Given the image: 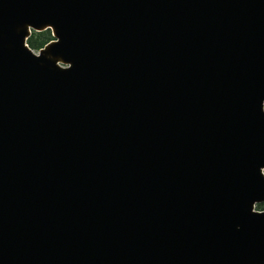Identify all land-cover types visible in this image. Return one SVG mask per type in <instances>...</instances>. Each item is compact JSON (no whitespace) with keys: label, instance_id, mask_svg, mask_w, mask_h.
Returning <instances> with one entry per match:
<instances>
[{"label":"water","instance_id":"obj_1","mask_svg":"<svg viewBox=\"0 0 264 264\" xmlns=\"http://www.w3.org/2000/svg\"><path fill=\"white\" fill-rule=\"evenodd\" d=\"M262 167L264 0H0V264H264Z\"/></svg>","mask_w":264,"mask_h":264},{"label":"trees","instance_id":"obj_2","mask_svg":"<svg viewBox=\"0 0 264 264\" xmlns=\"http://www.w3.org/2000/svg\"><path fill=\"white\" fill-rule=\"evenodd\" d=\"M52 40L50 31H45L42 33H32L31 36L27 40V45L31 50L39 51L43 48L47 43ZM257 210H264V203L257 205Z\"/></svg>","mask_w":264,"mask_h":264},{"label":"snow or ice","instance_id":"obj_3","mask_svg":"<svg viewBox=\"0 0 264 264\" xmlns=\"http://www.w3.org/2000/svg\"><path fill=\"white\" fill-rule=\"evenodd\" d=\"M49 27H51V26H49ZM28 31H31V27L28 28ZM58 43H59V40H56L54 44H58ZM24 47L26 48L27 45H24ZM260 174H261V176H264V167L260 168Z\"/></svg>","mask_w":264,"mask_h":264}]
</instances>
